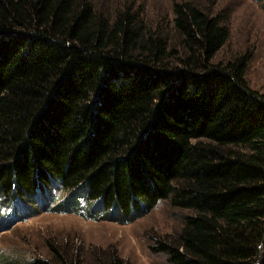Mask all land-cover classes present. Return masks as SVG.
<instances>
[{
  "label": "trees",
  "instance_id": "1",
  "mask_svg": "<svg viewBox=\"0 0 264 264\" xmlns=\"http://www.w3.org/2000/svg\"><path fill=\"white\" fill-rule=\"evenodd\" d=\"M230 36L191 2L154 25L131 5L0 0V202L58 189L61 212L82 199L125 225L168 201L191 212L152 247L170 264H264V94L250 55L218 59ZM30 264L126 263L53 249Z\"/></svg>",
  "mask_w": 264,
  "mask_h": 264
},
{
  "label": "rangeland",
  "instance_id": "2",
  "mask_svg": "<svg viewBox=\"0 0 264 264\" xmlns=\"http://www.w3.org/2000/svg\"><path fill=\"white\" fill-rule=\"evenodd\" d=\"M93 2L99 12L109 14L131 5L154 25L171 21L175 4L183 2L197 3L214 14H221L228 20L231 36L218 59L250 55L246 79L253 90L264 94V0ZM48 195L49 190L38 194L31 206L22 204L20 214L0 202V264H30L33 259L50 257L53 249L69 255L79 252L87 263L92 261L93 252L114 251L126 264H170L164 254L154 252L152 247L158 238L174 235L182 226L183 216L191 213L162 201L147 216L121 225L99 220L102 212L96 208L91 217V207L82 199L76 214L63 213L59 209L64 202H60L68 198V193L52 189Z\"/></svg>",
  "mask_w": 264,
  "mask_h": 264
}]
</instances>
